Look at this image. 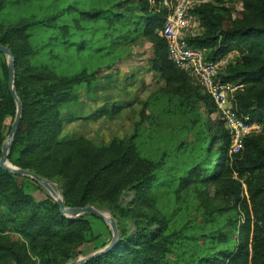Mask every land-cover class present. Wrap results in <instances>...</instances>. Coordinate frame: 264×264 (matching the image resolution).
Returning a JSON list of instances; mask_svg holds the SVG:
<instances>
[{
	"label": "trees",
	"instance_id": "trees-1",
	"mask_svg": "<svg viewBox=\"0 0 264 264\" xmlns=\"http://www.w3.org/2000/svg\"><path fill=\"white\" fill-rule=\"evenodd\" d=\"M135 1L144 13L141 37L152 45L150 69L177 96L180 102L177 115L182 121L193 120L196 124L191 146L207 153L215 144L219 145L217 165L206 170L194 167L190 172L192 178L230 188L229 200L242 216V223L232 227L231 232L223 227L199 236L171 230L153 196L158 184L156 172L164 169L167 149L164 148L159 159L152 160L142 156L133 136L117 147L112 143L99 148L81 137L62 138L61 107L70 100L72 91L90 82L92 76L80 72L58 74L46 63L36 62L41 47L33 43L31 33L38 24L49 26L48 18L6 26L0 21V45L7 47L14 57V89L22 108L8 160L19 169L57 184L66 207L92 206L114 213L120 207L122 195L129 191L134 193V203L138 201L153 210L149 216L143 213L138 218L130 217L129 228L125 222L132 211L122 213L120 219L116 217L117 244L107 254L86 264H264V0H244V10L237 11L231 22L227 21L231 17L227 7L209 4L197 9L202 33L189 41L193 47L208 49V60L232 52L241 55L219 80L243 85L234 95L233 107L239 114L262 123L263 131L246 138L241 151L232 158L226 154L230 138L223 124L211 118L218 127L212 125L208 129L200 115L191 117L190 104L194 102L205 106L210 116L214 106L204 93L207 102L188 89L189 77L168 59L165 43L158 35L166 16L165 9L159 7L160 0ZM7 6L8 0H0V18ZM59 31L66 34L65 27H59ZM15 113L16 105L8 90L7 64L0 54V157L6 137L4 122L8 117L14 118ZM181 142L186 145L183 139ZM234 174L244 184L242 190L241 184L233 179ZM28 184L39 188L35 181L0 168V203L14 214L7 218L0 212V231L12 232L24 242H0V264H26L27 253L40 264H66L82 245L92 244L98 251L109 243H102L101 233L92 231L94 219L110 236L101 219L86 215L68 220L55 202L35 201L27 193ZM228 238H233L231 250L212 255L186 251L198 241L222 244Z\"/></svg>",
	"mask_w": 264,
	"mask_h": 264
},
{
	"label": "rangeland",
	"instance_id": "rangeland-1",
	"mask_svg": "<svg viewBox=\"0 0 264 264\" xmlns=\"http://www.w3.org/2000/svg\"><path fill=\"white\" fill-rule=\"evenodd\" d=\"M20 1L8 0L7 9L0 21L6 26L20 21L38 22L48 18L49 26L38 24L35 26L38 28L31 33L33 43L41 47L36 62L46 63L58 74L80 72L92 76L90 82L77 86L72 91L70 100L61 107L62 138L81 137L99 148L108 147L112 143L117 147L133 136L142 156L152 160L159 159L164 148L167 149L164 169L156 172L158 184L153 189L157 209L166 218L167 227L181 230L183 235L193 236L204 235L223 227L226 232H231L232 227H238L242 223V216L229 200L230 188L223 189L222 186L196 182L192 178L190 172L194 167L206 170L217 165L219 145L215 144L207 153L202 148L191 146L196 124L193 120L182 121L184 119L177 115L180 106L177 96L171 93L158 74L149 71L152 45L141 37L144 13L136 1ZM240 1L239 10L228 8L231 17L227 21L231 22L237 11L244 10V0ZM98 12L100 14L95 17L86 15ZM59 27H65V35L61 34ZM235 55L234 60H240L241 55ZM4 59L6 61L5 57ZM187 87L196 96H203L207 102L200 87L190 78ZM190 107L191 117L200 115L208 129L212 125L218 127L212 122V116L205 111V106L194 102ZM14 120L15 116L8 117L4 122L5 140ZM182 139L185 146L181 144ZM226 154L229 158L233 157L229 149ZM233 179L241 184L242 190V181L235 174ZM36 184L39 188L28 184L27 189V193L35 201L55 202L43 187ZM52 184L62 196L58 185ZM134 202V193L128 191L122 195L116 212L99 210L107 213L115 222L116 217L122 213L132 211L133 214L125 222L126 228H129L132 226L131 218H138L143 213L147 216L154 213L147 206L139 205L138 201ZM0 212L7 218L14 215L1 203ZM91 226L94 234L101 233L102 243L111 241L112 233L107 225L110 236L105 230H101L97 220L91 219ZM2 241L24 243L18 235L7 230L0 231V242ZM191 245L195 246L187 249V253L196 250L212 255L225 249L231 250L233 238H228L222 244L198 241ZM95 251L97 250H94L92 244L82 245L74 251L66 264ZM27 256L30 262L26 264H40L30 253Z\"/></svg>",
	"mask_w": 264,
	"mask_h": 264
},
{
	"label": "built area",
	"instance_id": "built-area-1",
	"mask_svg": "<svg viewBox=\"0 0 264 264\" xmlns=\"http://www.w3.org/2000/svg\"><path fill=\"white\" fill-rule=\"evenodd\" d=\"M209 4L235 10L241 8L240 0H160L159 7L165 9L166 16L158 35L164 41L168 59L174 67L185 73L213 103L211 116L223 124L230 138L229 151L237 154L246 138L263 131V124L234 109V95L242 90L243 85L219 80L235 61L236 53L208 60V49L193 47L189 43L202 33L196 10Z\"/></svg>",
	"mask_w": 264,
	"mask_h": 264
},
{
	"label": "water",
	"instance_id": "water-1",
	"mask_svg": "<svg viewBox=\"0 0 264 264\" xmlns=\"http://www.w3.org/2000/svg\"><path fill=\"white\" fill-rule=\"evenodd\" d=\"M0 54L4 55V57L6 58L7 74H8V90H9L10 97L12 98V100L14 101L16 105L15 120L11 126V129L9 131V134L5 142L2 145L1 157H0V168L10 173H14L18 176L27 177L35 181L36 183H38L41 187H43L49 193L52 199H54L63 217L70 218V219H76V218L87 215V216H92V217L101 219L104 223H106V225L109 227L112 233V239L109 242V244L106 245L101 250L95 251L85 257L75 259L68 263V264H86L91 260L97 259L98 257H101L107 254L109 251H111L115 247L119 239V231L117 228V224L115 220L112 219L111 217L110 218L105 217L102 210L96 209L92 206L66 207L64 205L63 197L60 195L59 197L55 196L54 184H52L46 179H43L37 176L31 171L19 169L11 165V163L8 160V155H9L10 145H11L13 136L15 132L17 131L18 125H19L20 114H21V103L14 89V57L11 51L7 47H4L2 45H0Z\"/></svg>",
	"mask_w": 264,
	"mask_h": 264
},
{
	"label": "bare ground",
	"instance_id": "bare-ground-1",
	"mask_svg": "<svg viewBox=\"0 0 264 264\" xmlns=\"http://www.w3.org/2000/svg\"><path fill=\"white\" fill-rule=\"evenodd\" d=\"M54 193L56 197H59V193L55 189H54ZM103 214L105 215V217L110 218V216L107 213L103 212Z\"/></svg>",
	"mask_w": 264,
	"mask_h": 264
},
{
	"label": "crops",
	"instance_id": "crops-1",
	"mask_svg": "<svg viewBox=\"0 0 264 264\" xmlns=\"http://www.w3.org/2000/svg\"><path fill=\"white\" fill-rule=\"evenodd\" d=\"M149 71H151V69H149ZM151 72H153V71H151Z\"/></svg>",
	"mask_w": 264,
	"mask_h": 264
}]
</instances>
